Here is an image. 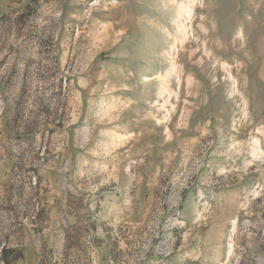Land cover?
<instances>
[{"label":"rangeland","instance_id":"1","mask_svg":"<svg viewBox=\"0 0 264 264\" xmlns=\"http://www.w3.org/2000/svg\"><path fill=\"white\" fill-rule=\"evenodd\" d=\"M0 264H264V0H0Z\"/></svg>","mask_w":264,"mask_h":264}]
</instances>
